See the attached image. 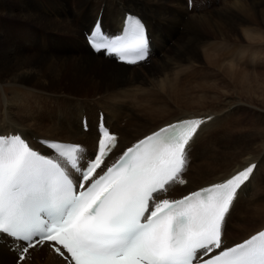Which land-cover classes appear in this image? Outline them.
<instances>
[{
  "label": "bare ground",
  "instance_id": "obj_1",
  "mask_svg": "<svg viewBox=\"0 0 264 264\" xmlns=\"http://www.w3.org/2000/svg\"><path fill=\"white\" fill-rule=\"evenodd\" d=\"M7 1L0 0V40L12 30L3 25L2 15L12 12ZM195 3L190 9L187 0L185 14L181 16L173 8L172 0H15V55L10 54L0 70V81L7 82L15 95L8 96L6 86L0 88V133L20 131L37 146L41 145L37 141L40 137L81 142L84 159L88 160L96 147L100 109L104 110L112 128L120 132L119 151L165 123L191 115H204V119L211 116L212 119L198 129L191 143L190 160L185 170L187 184L173 188L177 187L182 194L224 179L261 159L250 180L238 191V198L227 217L224 237H233V242L228 238V244H231L264 227V202L249 200L256 193L253 187L257 180L264 178L259 170L264 155L256 152L245 162L232 163L228 169L213 170L211 175H208L212 170L208 168L209 162L195 163L197 159L193 162V157L198 154L195 155L194 148L198 146L200 155L203 154L209 147L210 138L217 137V128L224 131L234 125L237 114L233 116L229 109H238L240 105L229 100L219 107L206 106L205 99L191 95V89L187 90L182 83L197 74L195 63L208 50V55L205 54L208 64L219 66L231 81L223 85L226 89L249 93L254 88L251 73L241 66L264 63V30L254 25L256 16H262L264 20V0H232L212 15L189 17L188 11ZM101 9L103 24L110 30L121 26L128 10L146 18L153 45L149 63L127 65L91 50L84 29L91 26ZM203 24L222 40L226 39V33L238 31L247 45L238 49L233 45L235 49L230 57L227 43L212 40L213 35L201 29ZM206 86L219 89L215 82H203V88ZM164 97L181 103L187 109L185 114L158 122L164 113L159 104ZM130 107L135 111L133 116ZM84 115L88 117V130L83 128ZM261 148L264 146L259 145L258 149ZM217 165L214 167L218 168ZM176 191L175 188L173 193ZM240 200L247 201L243 208L239 205ZM234 214L237 215L234 224L251 223V227L238 237L229 230ZM48 246L44 243L30 249L24 264H43L42 258L46 254L44 264H66L65 259L47 249ZM2 248L7 251L1 253ZM16 253V249L0 243V264H17L12 261Z\"/></svg>",
  "mask_w": 264,
  "mask_h": 264
},
{
  "label": "snow or ice",
  "instance_id": "obj_2",
  "mask_svg": "<svg viewBox=\"0 0 264 264\" xmlns=\"http://www.w3.org/2000/svg\"><path fill=\"white\" fill-rule=\"evenodd\" d=\"M87 39L95 51L130 64L146 58L145 26L135 16L121 37L107 35L97 20ZM211 119L169 124L111 166L105 161L117 136L103 122L89 160L82 145L45 141V155L20 134L0 135V237L12 240L18 264L44 243L66 264H264V231L231 247L222 243L255 164L180 199H159L186 170L191 143Z\"/></svg>",
  "mask_w": 264,
  "mask_h": 264
},
{
  "label": "rangeland",
  "instance_id": "obj_3",
  "mask_svg": "<svg viewBox=\"0 0 264 264\" xmlns=\"http://www.w3.org/2000/svg\"><path fill=\"white\" fill-rule=\"evenodd\" d=\"M230 1H232V0H206V4H204V0H196L195 7L191 11L190 10L188 11V15H189V17H192L191 15L199 17V16H201V14H202V16L203 15L209 16V15H212L213 13H215L216 9L220 10L224 4L226 5V2H227V4H229ZM244 1L249 2L250 0H244ZM172 2H173V5L175 6V7L173 6V8L181 16H183L185 14V7H186L187 0H172ZM7 3L9 5H11L10 7L12 9V12L10 14L2 15L3 25H5L8 28H12V30L10 32V35H8L7 37L4 36L0 40V70L2 67L5 66L6 59L8 60V56L10 54L15 55V53H13V52H15V43H14L15 42V0H8ZM177 7H179V8H177ZM181 8H183V9H181ZM212 9H213V11H212ZM251 18H253V16ZM256 18H258V19L255 20L254 25L256 27L264 30V20H262V16H256ZM246 25H251V24L246 23ZM200 27L205 32H208L211 35H213L212 40H218V41L222 40L220 38L215 37L214 31L211 30L208 25L203 24ZM7 39L11 40L12 42L9 43L7 41ZM222 41L227 43L228 48H229V50L227 49L228 50L227 54L230 57H231V53L235 49V47H236V49H238V48H242L243 45H245V44L247 45V43L242 39V36L240 35V33L238 31L237 32L232 31L230 33H226V39L222 40ZM233 45L235 47H232ZM207 51L208 50L204 51L203 54H201V59L197 60L195 63L196 64L195 65V69H196L195 71L197 72V74L194 75L193 77H190L189 79H185V81L182 83V85L187 87L186 88L187 90L191 89L190 90L191 95L193 94V96H195L196 98L202 97L203 99H205V101H206L205 105L206 106H211L212 108L213 107H219L224 102H227L229 100L236 101L240 105V106H238L239 107L238 109L237 108H235V110H234V108L229 109V113H233V116L237 114L236 120L233 121L234 125L233 124L230 125L231 127L229 129H224V131H222L220 128H217L218 130L217 129L216 130L219 131V132L216 131L217 132L216 134H218L217 137L210 138L212 140L209 143V147L204 151L203 154L201 153V155H200V153H199L201 148L200 149L197 148L198 146H196L194 148L195 150L193 152L195 153V155L197 154V152H198V154L195 157H193V162H195L196 159H197V161L195 163L200 162V160H201V163H205V164H207L209 162L208 168H209V170H211V169L212 170L210 171V173H208V175H211L213 173V170H219V169L224 170L225 168L228 169V168L232 167L233 164L235 165L237 163L245 162L246 159L249 156H251V154L253 155L256 152H260L259 154L264 155V151H263L264 149H262V148L258 149L259 145L264 146V142H263L264 141V129H263L264 128V63H259L258 65H253V66H251V65L243 66L242 65L241 69H244V70L248 71L249 73H251V76L253 77L252 78V81H253L252 84H254L252 86L254 88L249 93L244 92V91L238 92L237 90H235L236 91L235 92L233 88L231 89V88L227 87V89H226V87L223 86L228 82L231 83V81L228 78V76L222 70H220L219 66H216V65L214 66V65L208 64V61L206 60V56H205V54L208 55ZM207 71L211 72V73H208ZM187 80H189V81H187ZM203 82L204 83L205 82H211V83L215 82L218 85L219 89L213 90L208 86H206V88H203ZM0 84H1L0 88L2 86H6L5 90L7 93H9L8 96H11V94L15 95V92L13 91V89L11 87H8L7 82L0 81ZM186 84H187V86H186ZM191 85H193V86H191ZM194 86H195V89H194ZM229 91H231V92H229ZM1 93H3V90L1 91ZM231 93L234 95V97ZM171 99L172 98H170V97H164V99L159 102L164 113L162 114V116L158 122L167 121L173 117H177L178 115L180 116L182 114H185L184 112H186L187 109L185 107H183V105L181 103H178L174 99H172V100ZM133 113H135V111H133ZM133 113H130V115L133 116ZM149 125L153 126V125H155V123H149ZM259 127H260V129H259ZM259 134H261V135H259ZM257 135H259V136H257ZM253 139H255V140H253ZM259 143H261V144H259ZM198 155H200V158L197 157ZM228 155H229V157H228ZM201 156H202V158H201ZM233 156H234L235 160L233 159ZM263 158H264V156H263ZM220 159H222V160H220ZM236 160H237V162H236ZM256 161H258L257 162V165H258L260 163L261 159H256ZM216 163L219 164V166ZM223 163H226L228 165L223 164ZM221 164H223L224 166ZM213 165L214 166L217 165L218 168L214 167ZM221 167H222V169H221ZM257 168H258V166H257ZM257 168H256V170H257ZM192 170H195V169H192ZM259 170H261L260 171L261 175H264V161H263L262 167H260ZM256 183L257 184L254 185L255 187H253V189L255 190L256 193L253 194L251 196V198L249 197L250 198L249 200L253 203L264 202V178H262V177L259 178ZM175 188L177 189V191H176L177 193L175 192L174 194L178 195L180 191L178 190L177 187H175ZM246 203H247L246 200H244V201L240 200L239 205L243 208L246 205ZM236 216L237 215L234 214V217L232 218L231 224L229 225V230H231V234H233V235L236 234L238 237V234L239 235L241 233L243 234L244 232L247 231V229L249 227H251V223H250V221H247V222L242 223L240 225L234 224V219ZM228 238L232 239V242H233V240H234L233 237L229 236ZM47 249L53 250V248H51L50 246H48ZM4 251H7V250L5 248H2L1 253H3ZM47 257H48V255L46 254V256L44 255V257L42 258L43 264H44L45 259ZM12 261L18 264V253H16L12 257Z\"/></svg>",
  "mask_w": 264,
  "mask_h": 264
}]
</instances>
